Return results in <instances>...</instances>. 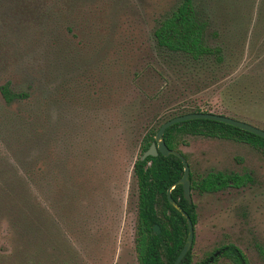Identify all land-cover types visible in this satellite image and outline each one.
Instances as JSON below:
<instances>
[{"label": "rangeland", "instance_id": "rangeland-1", "mask_svg": "<svg viewBox=\"0 0 264 264\" xmlns=\"http://www.w3.org/2000/svg\"><path fill=\"white\" fill-rule=\"evenodd\" d=\"M181 0H0V264H139L143 138L199 108L264 130V0H194L223 62L173 61L153 40ZM193 179L249 174L242 188L191 192L194 263L232 244L264 264V156L183 136ZM216 264H229L218 258Z\"/></svg>", "mask_w": 264, "mask_h": 264}, {"label": "trees", "instance_id": "trees-1", "mask_svg": "<svg viewBox=\"0 0 264 264\" xmlns=\"http://www.w3.org/2000/svg\"><path fill=\"white\" fill-rule=\"evenodd\" d=\"M205 32L206 22L198 15L194 0H181L176 8L158 23L153 32V40L156 48L170 61L181 58L184 62L193 64L211 62L221 65L222 49L210 46ZM0 95L6 104L27 98V94L14 92L8 83L0 87ZM201 112L206 111L195 108L183 110L179 114ZM161 125L162 123L151 129L143 138L142 154L154 141L155 134ZM187 135L245 143L260 150L264 156V139L223 123L203 119L185 121L169 127L163 135L164 143L169 149L181 153L180 138ZM182 155L186 159V156ZM183 168L182 162L175 156L164 157L159 153L155 157L149 156L144 160L138 158L134 163L133 173L138 188L135 250L139 264H173L186 241V220L167 200V190L181 179ZM189 180L191 192L215 193L229 187L247 186L251 182V176L210 172L205 177L193 179L190 172ZM170 195L188 214L195 227L196 208L194 203H188L185 200L182 187L176 186ZM155 225L159 227V233L154 231ZM259 252L264 256L261 248ZM218 258L228 260L229 264H248L244 253L232 244L220 248L218 255L210 254L198 263L193 262L190 250L180 264H216Z\"/></svg>", "mask_w": 264, "mask_h": 264}, {"label": "water", "instance_id": "water-1", "mask_svg": "<svg viewBox=\"0 0 264 264\" xmlns=\"http://www.w3.org/2000/svg\"><path fill=\"white\" fill-rule=\"evenodd\" d=\"M196 119H203V120H210V121H215L218 123H223L229 126H232L234 128L240 129L242 131L251 133L255 136H258L262 139H264V130L257 128L253 125H250L246 122L243 121H239L227 116H223V115H217V114H213V113H191V114H185V115H180V116H176L173 117L167 121H165L160 128L158 129V131L155 134L154 137V141L151 143L150 147L142 154L141 156V160H144L145 158L152 156L155 157L157 156V154H161L164 157H168L170 155L175 156L176 158H178L182 164H183V175L181 177L180 180H178L176 183H174L172 186H170L167 190V200L169 202V204L171 206H173L178 212L181 213V215L184 217V219L186 220V224H187V238L186 241L180 251V253L178 254V256L176 257V259L174 260L173 264H180V262L183 260V258L185 257V255L191 250L192 245H193V240H194V226L193 223L190 219V217L188 216V214L183 211L178 204L171 198V191L178 185H180L182 187V192H183V196L185 198V200L188 203H192V197H191V192H190V168L189 165L186 161V159L183 157V155L181 153H179L178 151L175 150H171L169 149L165 143H164V139H163V135L164 132L166 131V129H168L169 127L181 123V122H185V121H190V120H196ZM154 231L156 233H159V227L157 225L154 226Z\"/></svg>", "mask_w": 264, "mask_h": 264}, {"label": "flooded vegetation", "instance_id": "flooded-vegetation-1", "mask_svg": "<svg viewBox=\"0 0 264 264\" xmlns=\"http://www.w3.org/2000/svg\"><path fill=\"white\" fill-rule=\"evenodd\" d=\"M201 113H207V112H201ZM189 114H191V113H189ZM218 115V114H217ZM180 116V115H179ZM224 116V115H223ZM163 124V123H162ZM141 156H142V154H141ZM140 160H141V157H140ZM190 168V167H189ZM191 192V191H190ZM192 196V195H191ZM192 203H193V201H192ZM154 229V228H153ZM194 241V240H193ZM137 261H138V259H137ZM139 263V262H138Z\"/></svg>", "mask_w": 264, "mask_h": 264}]
</instances>
